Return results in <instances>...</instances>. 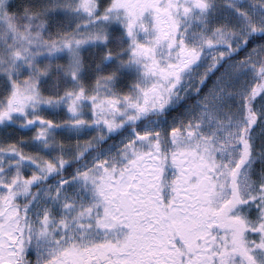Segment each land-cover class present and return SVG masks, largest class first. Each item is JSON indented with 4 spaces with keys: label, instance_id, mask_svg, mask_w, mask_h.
<instances>
[{
    "label": "snow or ice",
    "instance_id": "snow-or-ice-1",
    "mask_svg": "<svg viewBox=\"0 0 264 264\" xmlns=\"http://www.w3.org/2000/svg\"><path fill=\"white\" fill-rule=\"evenodd\" d=\"M0 264H264V0H0Z\"/></svg>",
    "mask_w": 264,
    "mask_h": 264
}]
</instances>
